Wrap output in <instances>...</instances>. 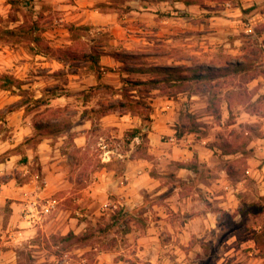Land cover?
Listing matches in <instances>:
<instances>
[{
	"label": "crops",
	"instance_id": "0c3cea01",
	"mask_svg": "<svg viewBox=\"0 0 264 264\" xmlns=\"http://www.w3.org/2000/svg\"><path fill=\"white\" fill-rule=\"evenodd\" d=\"M10 1L0 0V18L6 23L0 73L10 81L9 88L0 89V112L7 106V136L0 137V264L45 260L51 237L68 232L79 236L107 210L114 214L108 217V229H121L122 246L97 250L92 264H113L109 260L118 255L123 264H132L129 259L136 264H185L189 245L202 244L207 259L217 243L223 252L219 264L228 259L229 264H264L250 257L257 253L252 237L256 231L245 240L223 235L224 216L237 223L246 202L264 203V111L249 107L260 105L262 75L246 84L250 101L234 108L237 124L255 125L259 135L249 144L246 168L233 177L218 172L214 147L195 142L184 150L167 151L161 138L172 134L179 104L158 93L150 98L146 157L131 149L101 159L95 170L79 171L88 163L84 161L70 171L71 158L60 149L63 136H57L60 143L46 136L35 149L26 144L33 133L49 128L34 118L49 112L77 117L78 122L72 120L60 133L75 132L72 145L78 151L85 150L86 134L96 125L119 138L129 131L137 134L138 116L116 107L123 84L157 80L146 71L152 67L225 68L220 61L223 50L233 44L230 52L238 54L241 32L264 26V0ZM18 4L29 17L11 21ZM11 32L25 34L27 42L12 43ZM117 55L145 57L152 63L124 65ZM233 63L241 66L243 61ZM11 81L21 83L25 97L11 93L16 89ZM21 98L20 106L11 110V103ZM35 162L39 171L31 173L29 166Z\"/></svg>",
	"mask_w": 264,
	"mask_h": 264
},
{
	"label": "rangeland",
	"instance_id": "374dc122",
	"mask_svg": "<svg viewBox=\"0 0 264 264\" xmlns=\"http://www.w3.org/2000/svg\"><path fill=\"white\" fill-rule=\"evenodd\" d=\"M19 15L24 18L29 17V14L21 10L18 4L12 8L11 21ZM242 22L244 23L243 27H245V24H248L247 20ZM5 25L6 23L0 18V40L6 39V35L2 33V27H5ZM263 32L264 26H253V30L249 34H243L241 32L239 35V39L241 40L238 50L239 53L233 55L230 52V46H233V44L227 46L223 50L222 57L220 58V61L221 59L223 60V66L225 68H221L222 66L220 68L200 67L202 70L200 72L202 75L200 79H193L194 72L190 69L194 68L175 67L177 69L176 72L170 74L152 72V76L159 81L152 85L140 87L124 86L122 90L126 94V97L133 103L131 106H126L125 109H122L128 110L132 115L138 116L141 125L138 128L140 132L135 134L136 137H132V134H134L132 131L126 132L120 138L115 137V135H111L109 132L101 131L99 126L96 125L86 134L87 146L85 150L78 151L72 145V138L75 132L63 131L60 133L61 130H67L70 127L69 125L72 124L71 121H76L77 117L70 115V113L66 114V111L64 114L58 115L55 112H49L47 116L42 118L34 117L37 122L42 123L43 121L48 126L50 125L49 128H42L33 133V138L28 140L26 144H30L29 146L35 149L39 141L46 136L53 137V140L59 143L60 141H57V136H63L64 143L60 146V149L67 153L71 161H73H69L72 163L70 164V171H77V168H73L74 164H83L84 161H88V163L86 162L79 171L88 172L95 170L99 166L101 159H107V156L110 158L116 157L124 154L126 150L129 151L131 149L134 151V154L146 157V144L148 143L146 137L151 122L149 113L151 111L150 105L152 101L150 98L158 93L173 98L179 104L178 122L172 125V134L161 138L162 143L167 147V151L172 152L174 149L184 150L195 142L199 143L202 147H214L219 158L218 172H224L223 175L226 174L233 177L237 171L240 173L246 168V160L251 156L250 151H252V149L249 151V144L259 135V129L255 125L248 123L238 125V117L234 113L237 105L239 106L241 103L246 104L250 101L246 86L248 80L253 76L262 75L264 77ZM260 36H263V38L261 39ZM27 39L28 37L25 34L16 35L11 32L12 43L17 41L27 42ZM194 60H197V58ZM239 60L243 61L241 66L233 63ZM151 63L152 60L146 59L145 57H129L124 60V65H150ZM5 77L7 75L3 72L0 73V89L9 88L10 81H7ZM179 77H184V80L180 81ZM261 86L264 88L263 84ZM11 87L16 88L15 90L11 89L12 94L20 93V95L24 96L21 83L11 81ZM17 89H19L18 92L16 91ZM135 90L136 93L131 94V91ZM103 92L110 94L112 91L106 90ZM130 96L137 97V99H132ZM23 99L21 98L17 102H12L11 110L18 108ZM225 102H228V107L225 105ZM258 104L260 105L255 106L254 104L250 106L249 104V107L253 111L263 112L264 92L261 94ZM29 106L33 108L37 107V105L34 106L32 103ZM6 108L7 106H4L2 108L3 112H0L1 138L7 136L4 126ZM226 108L229 109L228 114L226 113ZM54 121H58V123L54 124ZM177 133H181L182 136L178 138ZM171 137L174 138L173 142L170 141ZM20 147L15 150H19ZM237 153L241 154L239 158H235L237 157ZM75 160L77 161L76 163H74ZM28 170L31 173H36L39 171V167L36 166L35 162L32 166H29ZM242 210L244 211L243 217L239 218V222L237 223L231 220L230 216L223 217L225 223L223 235L227 237L235 234L240 240H245L247 236L251 238V234L256 231L252 237L256 242L255 249L257 253H253L250 257L264 260V203L258 202V204H255V202H251L247 204L246 202V207L242 208ZM112 214L113 212L107 210L104 215H97L95 225L85 226L83 233L78 234L79 236H75L70 232L76 237L75 239H70L72 238L70 236L68 240H63V237H66L69 232L65 236L51 237L45 244L49 253L46 259L41 262L33 259L31 264H92L95 262L97 250L108 251L113 248L119 249L122 246L119 243L121 229H108V217ZM251 229L252 231H249ZM83 237H86V239H83ZM221 246L220 243L211 246L210 257L206 259L201 250L203 247L202 244L189 245L185 264H219L218 257L223 253ZM82 247H90L92 250H88L84 254H79L77 249ZM123 259L121 255H118L109 261L113 264H123L119 263L123 262ZM129 261L132 264H136L133 259H129ZM225 262L229 264L232 260L222 261V263ZM144 263L146 264L147 262ZM174 264H181V262L176 261Z\"/></svg>",
	"mask_w": 264,
	"mask_h": 264
},
{
	"label": "trees",
	"instance_id": "16d2710c",
	"mask_svg": "<svg viewBox=\"0 0 264 264\" xmlns=\"http://www.w3.org/2000/svg\"><path fill=\"white\" fill-rule=\"evenodd\" d=\"M18 0H11V4H16ZM117 58L121 59V60H125L127 58H129L128 56H125V55H117ZM139 71H142L140 69H138ZM176 68H161V67H152V68H149L147 69L146 71L148 72H154V73H158V72H163V73H173V72H176ZM191 71L194 72V76H193V79H200V77L202 76L200 74V72L202 71L200 67H197V68H194V69H190ZM180 81H183L184 80V77H179ZM163 81H167V80H163ZM159 81L157 80H149V81H146V82H140V81H135V82H130V81H126L124 84H123V88L124 86H132V87H140V86H147V85H152L154 83H157ZM122 101L121 103H119L116 107H120V108H123V107H126V106H131L132 105V101H130L127 97H126V94L124 93V91L122 90ZM129 100V101H128ZM37 102H43V101H37ZM132 136H135V134H132ZM182 136L181 133H177V137L180 138ZM183 166H186L183 164ZM116 219H118V217H113V220L116 221ZM72 237L70 239H75L76 237L74 235H72V233H68L66 235V237H63V240H68L69 237ZM86 239V237H83V239ZM82 239V238H81ZM80 240V239H78Z\"/></svg>",
	"mask_w": 264,
	"mask_h": 264
},
{
	"label": "built area",
	"instance_id": "2783aa9c",
	"mask_svg": "<svg viewBox=\"0 0 264 264\" xmlns=\"http://www.w3.org/2000/svg\"><path fill=\"white\" fill-rule=\"evenodd\" d=\"M170 141L173 142V141H174V138L171 137V138H170Z\"/></svg>",
	"mask_w": 264,
	"mask_h": 264
}]
</instances>
